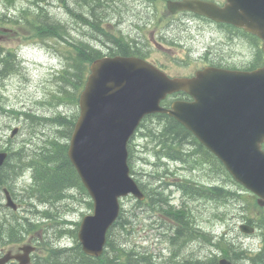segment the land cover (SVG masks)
Wrapping results in <instances>:
<instances>
[{"label": "rangeland", "instance_id": "obj_1", "mask_svg": "<svg viewBox=\"0 0 264 264\" xmlns=\"http://www.w3.org/2000/svg\"><path fill=\"white\" fill-rule=\"evenodd\" d=\"M93 4L106 21L103 23L105 32L110 31L112 35L122 33L132 38L141 51H150L153 58L172 72L181 69L178 62L191 63L190 68H195L199 60L197 58L201 57L202 46L208 45L209 40H222L219 34H216L218 31L214 30V26L199 17L187 18L185 22H179L177 19L173 21L172 18L176 14L170 13L168 6L164 7L163 1L159 3V7L165 9L163 18H167L165 15L167 12L171 18L153 26L150 25L149 16L154 20L158 17L155 16L156 5L151 0H102L101 4H98L96 0H0V18L7 16V19H16L23 10L33 13L37 12L39 7H44L51 16L68 29L69 40L91 41V30L95 34L101 33L76 15L90 13V6ZM173 26L175 27L171 29L170 27ZM153 35L162 44L161 46L155 41ZM163 36L167 37L161 39ZM241 40L237 46L234 62L249 61V54L254 61L257 54L254 41L252 48L249 49L247 41L244 38ZM0 43L8 48H15L19 55L18 59L22 61L15 74L0 80V150L6 149L13 153L11 162L12 166H15L12 177L8 180L6 178L4 183L14 187V191L23 204L16 216L10 208L3 206L6 198L4 189L1 188L0 227H8L11 224L18 227L28 225L25 217L33 214L30 213L31 200L28 195L34 188L31 186L34 183V176L32 169H28L22 176L23 169L27 166L25 162L31 157L38 159L37 154H40L52 139L68 141V126H62L63 129L60 130V125L55 123H33V119L21 113L29 112L42 117L43 115L47 117L61 115L76 119L80 114V107L74 102L61 103L54 96L60 87L56 76L65 63L64 54H68L69 51L66 41L59 38L42 40L23 28L18 26L12 28L11 25L4 24L0 28ZM176 43L179 47H174V50L165 48L169 46L173 49ZM98 44L100 46L104 44L105 46H101L104 49L108 47L102 40ZM183 51H187L190 56ZM14 127H19L20 130L15 137H11ZM157 127L159 122L152 119L147 122L143 135L136 134L132 139L130 165L133 176L151 189L162 190V193L171 195L177 206L185 203L190 217H194L195 226L213 236L227 233L228 242L233 243L236 249L258 251L262 240L260 226L253 234L243 233L239 228L241 222H247L250 225L255 223L256 226L261 222L260 219H263L264 209L256 206V202L250 199V196H248L249 199H242L237 195L227 199H209L207 197L213 196L204 194V196L186 197L181 190L171 184H168L165 189L166 181H181L186 177L200 183L213 180L228 182V188L233 190H236L238 186L233 185L222 170H218L220 172L218 173L214 168L204 166L205 164L188 168L184 165L179 166L174 161L165 162V159L158 157L153 148L155 140L159 139L158 135L161 133V128ZM20 150H23L21 160L17 157L19 154H15ZM195 163L196 160L191 161V164ZM166 171H170L169 174L166 175ZM160 174L167 177L159 180ZM63 193L65 194V190ZM67 195L68 198L55 204H48L49 207L54 205L51 211L55 213L56 218L43 222L39 228L40 235L37 230L32 232L35 233L34 241H39L40 253L46 251L47 243L73 245L74 237L68 228H76L77 224H65L66 220L78 223L82 221L84 215L93 213V206L90 203L92 199L83 189L73 187L67 191ZM35 201L39 203L38 200ZM121 203L122 213L127 222L126 226L120 225L116 228L115 236H125L142 250L154 251L159 259L167 261L170 247L164 238V232L169 228L167 223L169 216L163 214L164 211L160 207L152 211L145 205L139 206L137 199L131 195L122 198ZM45 207L43 204L38 209L44 210ZM16 217L17 221L13 223L12 218L16 219ZM32 217L35 220L40 219L35 215ZM63 229H68L70 232L60 235ZM198 234L199 237L187 239L189 243L183 248L181 256L208 260V255H211L215 247L211 244L213 242L203 239L202 231ZM218 255L222 254L219 252ZM235 262L251 264L248 259H237Z\"/></svg>", "mask_w": 264, "mask_h": 264}, {"label": "water", "instance_id": "obj_2", "mask_svg": "<svg viewBox=\"0 0 264 264\" xmlns=\"http://www.w3.org/2000/svg\"><path fill=\"white\" fill-rule=\"evenodd\" d=\"M169 8L233 23L264 40V0H226L224 5L171 1ZM91 70L69 149L95 203L94 214L85 216L79 231L88 254L103 253L107 231L119 215V197L130 192L145 197L130 174L128 141L149 112H167L184 123L264 204V66L251 72L208 68L194 78L170 79L141 58L116 56L95 60ZM179 89L190 92L194 100L176 101L172 109L161 106L168 92ZM7 156L0 152V166ZM8 204L16 207L10 196ZM241 228L254 231L248 225ZM21 260L26 264L29 259ZM220 264L233 263L224 258Z\"/></svg>", "mask_w": 264, "mask_h": 264}, {"label": "trees", "instance_id": "obj_3", "mask_svg": "<svg viewBox=\"0 0 264 264\" xmlns=\"http://www.w3.org/2000/svg\"><path fill=\"white\" fill-rule=\"evenodd\" d=\"M98 4H101L102 0H96ZM90 13H80L77 14L79 18L82 19L86 24L92 26L94 30L100 32L101 34L92 33L95 38L103 36L110 39L115 45L111 46L109 54H133L129 42L125 37L121 35H112L110 31L104 29L103 16L98 13V9L95 4L90 6ZM18 26L23 28L36 37L40 39H62L68 43V54L65 56V65L61 72L57 75V81L60 84L59 93L54 95L58 97L61 101L77 99L78 93L84 86L87 73H88V63L93 59L100 57L103 53L92 47L88 41L76 40L71 41L67 37L69 36L68 29L56 18L51 16L44 7H39L37 12L31 13L29 10H23L18 15V17L7 19V16L0 18V28L2 25ZM93 31V30H91ZM115 46L117 47L115 49ZM71 53V54H70ZM19 63L17 62L16 53L6 46L0 43V80L6 78L7 76L18 71ZM76 103V101L74 102ZM27 117L35 118V116L25 113ZM160 117L162 127H160L159 139H156V147L158 148L159 154H164L166 157H171L173 159H179L187 161L191 153L187 152L185 145L190 144L194 154L205 162L212 163L219 166L223 172H226L223 164L211 153L209 152L199 141L194 137V135L184 127L179 121L170 117L169 115L159 114L155 115ZM47 120V119H45ZM59 121V119H56ZM71 121V120H69ZM41 122V119L38 123ZM63 123L62 121H59ZM72 122V121H71ZM35 123V122H34ZM73 124V122H72ZM70 125L69 131L72 130L73 125ZM71 133V132H70ZM68 146L64 143L57 141L56 139L50 140L47 147L44 148L38 159L31 158L30 164L36 167V182L39 183L38 189H33V196L39 198V200L44 202H55L62 199L66 194L63 191L73 186H79L85 189L81 179L72 165L68 154ZM20 150L17 157L21 160L22 155ZM11 166V169L8 168ZM3 172L0 175V182L4 181L7 176H10L11 171L15 170V166H12L11 161L6 164L2 169ZM7 173L5 174V172ZM227 173V172H226ZM6 175V176H5ZM185 189H189L190 186L184 184ZM210 190V187L206 189ZM211 192L217 196L224 197L226 195L234 194L231 190H228L222 186H215L211 188ZM208 193V191H206ZM46 214L50 216L47 211ZM186 224V222H183ZM190 224V222H188ZM125 224L122 221L116 223ZM192 233H183L182 229L179 234L174 237L178 239L184 237V239L190 238ZM208 236L205 237V239ZM175 246H183L184 243H173ZM225 255L233 256L235 258H249L252 260L253 264H260L264 262V243H262L261 250L255 254H250L245 250H238L232 245V243L221 242L214 243ZM179 255H173L171 261L174 264H217V256L213 255L208 258V260H201L199 258H185L184 260H177L176 257ZM176 260H175V259ZM35 264H157L155 262V257L153 252L149 250L142 251L135 244L123 243L121 241H116L110 237L108 248L105 253L100 257H92L85 254L81 248L80 243H76L72 247H60L56 244L48 243L46 255L41 257H36Z\"/></svg>", "mask_w": 264, "mask_h": 264}, {"label": "flooded vegetation", "instance_id": "obj_4", "mask_svg": "<svg viewBox=\"0 0 264 264\" xmlns=\"http://www.w3.org/2000/svg\"><path fill=\"white\" fill-rule=\"evenodd\" d=\"M181 14L183 13L179 12L174 18H181L179 16ZM209 25L214 26V30L218 31L216 34H219L222 40L215 39V41L213 40L209 45L203 47L201 57L197 58L199 60L196 59L200 67L212 65L217 67L236 68L238 66H243L234 62L238 43L242 41L241 38H244L241 35L239 36V34H243V32L239 31L236 27L223 23L209 22ZM244 39L251 48L250 39ZM194 73L195 71H190L186 75L192 76ZM29 241L28 231L25 230L23 226H18L15 232L0 230V258L9 252L20 251V247ZM18 263L19 262L15 259H11L7 262V264Z\"/></svg>", "mask_w": 264, "mask_h": 264}, {"label": "bare ground", "instance_id": "obj_5", "mask_svg": "<svg viewBox=\"0 0 264 264\" xmlns=\"http://www.w3.org/2000/svg\"><path fill=\"white\" fill-rule=\"evenodd\" d=\"M6 176V175H5Z\"/></svg>", "mask_w": 264, "mask_h": 264}]
</instances>
